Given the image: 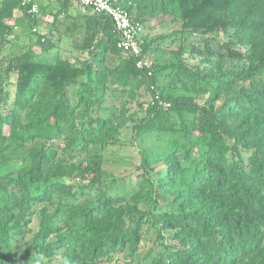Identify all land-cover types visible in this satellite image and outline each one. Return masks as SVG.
<instances>
[{
	"label": "trees",
	"instance_id": "1",
	"mask_svg": "<svg viewBox=\"0 0 264 264\" xmlns=\"http://www.w3.org/2000/svg\"><path fill=\"white\" fill-rule=\"evenodd\" d=\"M47 1L0 0V264H264V0H110L172 28L140 58L108 17ZM45 24L42 51L58 35L76 61L4 57Z\"/></svg>",
	"mask_w": 264,
	"mask_h": 264
},
{
	"label": "rangeland",
	"instance_id": "2",
	"mask_svg": "<svg viewBox=\"0 0 264 264\" xmlns=\"http://www.w3.org/2000/svg\"><path fill=\"white\" fill-rule=\"evenodd\" d=\"M17 15L19 16L21 15V13H17ZM52 20L53 19L50 15L47 14L44 16V22L51 23ZM168 20L170 19L168 18ZM171 30L172 28L165 23L159 26H154V31L152 32H149V30L145 28L143 31V35L141 37L143 38L144 36L150 34L151 36H153L159 33H166ZM16 31L17 34L11 37V43L6 47L4 51V57L7 59L21 55L23 53H26L28 50L32 49L34 53L38 54L37 56L38 59L44 60L46 62H54L58 55L62 58H67L72 62L77 60L78 57L77 52L73 50V48L70 45V42L67 40L61 42V40L58 39L59 38L58 35L54 36L55 40H57L56 48L46 53L42 51V47L39 45L38 39L40 36H44L48 34L49 30L46 24L43 25L40 28L39 32L37 31V33H31L29 31H26L25 29H17ZM34 31L35 30H33V32ZM149 60H152L151 55L149 56ZM114 103H115L114 105L115 107L117 106L118 108V106H120V102L115 101ZM132 127L133 124L124 131V135H123V141L128 145L118 155L108 156V160H110V162H109V166L106 167V171L117 178L127 176L133 171L135 165L138 164L136 157L139 151L144 148L143 145H140V142L133 140ZM150 143H151L150 141L146 142L147 145ZM111 264H117V263H111Z\"/></svg>",
	"mask_w": 264,
	"mask_h": 264
},
{
	"label": "built area",
	"instance_id": "3",
	"mask_svg": "<svg viewBox=\"0 0 264 264\" xmlns=\"http://www.w3.org/2000/svg\"><path fill=\"white\" fill-rule=\"evenodd\" d=\"M79 4L82 9H91L93 13L108 17L118 33V48L137 58L142 57V35L144 28L136 23L128 11L112 3L110 0H72ZM41 0H22V6L27 8L33 17L40 14ZM36 31V29H34ZM149 63L145 59H139L137 66L142 68Z\"/></svg>",
	"mask_w": 264,
	"mask_h": 264
},
{
	"label": "crops",
	"instance_id": "4",
	"mask_svg": "<svg viewBox=\"0 0 264 264\" xmlns=\"http://www.w3.org/2000/svg\"><path fill=\"white\" fill-rule=\"evenodd\" d=\"M74 12L77 14V13H81V14H89V13H91L92 11H89V10H83L82 8H78V9H74ZM51 19V18H50ZM53 19V18H52ZM45 27V26H44ZM47 29V28H46ZM59 37V36H58ZM59 39V38H58ZM65 40H67V41H69L67 38H65ZM65 40H63V41H65ZM70 42V41H69Z\"/></svg>",
	"mask_w": 264,
	"mask_h": 264
}]
</instances>
